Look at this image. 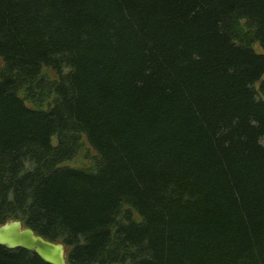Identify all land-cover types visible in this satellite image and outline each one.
<instances>
[{
	"label": "trees",
	"instance_id": "obj_1",
	"mask_svg": "<svg viewBox=\"0 0 264 264\" xmlns=\"http://www.w3.org/2000/svg\"><path fill=\"white\" fill-rule=\"evenodd\" d=\"M256 43L264 0H0V223L74 264H264Z\"/></svg>",
	"mask_w": 264,
	"mask_h": 264
},
{
	"label": "water",
	"instance_id": "obj_2",
	"mask_svg": "<svg viewBox=\"0 0 264 264\" xmlns=\"http://www.w3.org/2000/svg\"><path fill=\"white\" fill-rule=\"evenodd\" d=\"M0 243L11 248L22 246L34 250L52 264H74L66 257L67 250L63 241L44 237L20 218H9L0 223Z\"/></svg>",
	"mask_w": 264,
	"mask_h": 264
},
{
	"label": "rangeland",
	"instance_id": "obj_3",
	"mask_svg": "<svg viewBox=\"0 0 264 264\" xmlns=\"http://www.w3.org/2000/svg\"><path fill=\"white\" fill-rule=\"evenodd\" d=\"M255 47L259 51H264V49L258 43L255 44ZM0 66H1V60H0ZM262 140L264 142V137L262 138ZM87 150L89 154H93L96 152L91 146H89L88 142H86L85 148L82 151H80L75 157L67 160L66 163L71 164V165H77V166H86L90 164L91 158L87 157L86 155Z\"/></svg>",
	"mask_w": 264,
	"mask_h": 264
}]
</instances>
